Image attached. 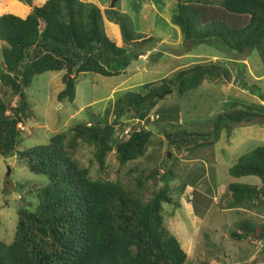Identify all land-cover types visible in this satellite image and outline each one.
<instances>
[{
	"label": "trees",
	"instance_id": "trees-1",
	"mask_svg": "<svg viewBox=\"0 0 264 264\" xmlns=\"http://www.w3.org/2000/svg\"><path fill=\"white\" fill-rule=\"evenodd\" d=\"M21 1L32 8L28 16H0V41L4 43L0 64V156H17L32 173L46 176L48 183L30 188L29 194L38 200L35 205L25 203L18 208L13 241H0V264H186L187 254L163 215L165 203L180 208L174 195L181 196L188 187L183 180L178 187L172 186L179 157H194L212 147L222 132L229 133L234 126L264 117L245 110L231 111L217 116L212 132L201 134L177 123L180 109L174 105V111L168 116L162 114L161 119L169 122L171 129L163 133L169 148L176 150L171 158L176 163H168L166 156L160 166L140 169L139 160L154 161L148 149L157 133L144 128L129 131L121 138L117 126H125L122 119H146L164 100V92L171 90L180 101L205 81L231 79L227 67L198 64L176 72L145 94H124L105 115L54 135L48 144L18 151L25 139L19 125L36 118L24 92L37 77L61 73L63 89L57 101L73 103L79 75L124 74L132 60L142 56L137 48L146 40V36L135 32L129 15L121 11V0H116L114 9L105 11L113 36L106 30L101 9L92 2L46 0L33 6L36 0ZM172 1V24L180 29L186 42L220 41L239 56L257 53L264 67V0ZM2 90L17 97L15 107L6 104ZM110 116L114 117L111 123ZM85 146L92 149L93 161L102 173L107 170L108 154L115 150L118 164H130L128 174L136 175L133 184L126 185L120 179H93L89 168L83 167L77 157ZM229 175L260 181V186L230 183L229 209L264 206V147L240 157ZM237 228L231 233L233 239L264 242V223L243 220Z\"/></svg>",
	"mask_w": 264,
	"mask_h": 264
},
{
	"label": "rangeland",
	"instance_id": "rangeland-1",
	"mask_svg": "<svg viewBox=\"0 0 264 264\" xmlns=\"http://www.w3.org/2000/svg\"><path fill=\"white\" fill-rule=\"evenodd\" d=\"M82 1L92 2L101 9L106 30L113 36L110 22L105 16V11L111 9L112 0ZM44 2L46 0H36L32 5L40 6ZM120 6L121 11L129 15L135 32L146 36V40L140 44L142 47H136L142 56L132 60L126 72L117 77L87 73L79 75L75 81L76 97L73 103L59 104L57 101V95L63 89L61 73L37 77L24 92L36 118L23 125L25 139L18 146V151L48 144L54 135L66 132L78 123H89L96 116L105 115L124 94H145L151 87L161 86L163 80L173 78L176 72L198 64L217 63L227 67L231 79L227 82L205 81L180 101L175 94H169L171 90L164 92L161 94L164 100L146 119H122L125 126H117V134L121 138L127 136L128 131L144 128L157 133L148 149V155L155 156L154 161L139 160L140 169L160 166L166 156L168 163H176L171 159L172 154L176 155V150L169 148L163 133L171 129L169 122L161 119L162 114L168 116L174 111V105L180 109L177 123L188 131L201 134L212 132L217 116L231 111L245 110L264 117V67L257 53L239 56L216 40L211 43L186 42L180 29L172 24V0H121ZM31 11L32 8L24 1L0 0V16L12 13L25 18ZM3 45L0 41V64L3 62ZM1 94L9 107L18 104L17 97L8 90H2ZM113 121L114 117L110 116L109 122ZM230 132H222L212 147L199 151L194 157H179L181 160L175 169L177 178L172 186L178 187L183 180L188 187L181 196L178 193L174 195L180 208L174 203H165L163 215L168 229L187 254L186 264H264V242L237 241L231 237L243 220L263 224L264 206L251 210L228 208L230 183L260 186L258 178L234 179L229 175V170L240 157L264 147V119L234 126ZM77 157L83 167L89 168L93 179H120L126 185L134 182L136 175L128 174L130 164L121 167L115 150L108 154L107 170L103 173L93 161L91 148L82 147ZM47 183L46 176L32 173L17 156H0V241H13L18 208L25 203L35 205L38 200L33 193L29 194L30 188Z\"/></svg>",
	"mask_w": 264,
	"mask_h": 264
},
{
	"label": "water",
	"instance_id": "water-1",
	"mask_svg": "<svg viewBox=\"0 0 264 264\" xmlns=\"http://www.w3.org/2000/svg\"><path fill=\"white\" fill-rule=\"evenodd\" d=\"M115 4H116V0H112V3H111V9H113L114 7H115ZM171 92H169V94H170ZM9 173H10V171H9ZM8 173V174H9Z\"/></svg>",
	"mask_w": 264,
	"mask_h": 264
},
{
	"label": "clouds",
	"instance_id": "clouds-1",
	"mask_svg": "<svg viewBox=\"0 0 264 264\" xmlns=\"http://www.w3.org/2000/svg\"><path fill=\"white\" fill-rule=\"evenodd\" d=\"M22 127H23V125H19L20 130L23 131V128H22ZM128 132H129V131H128ZM128 132H127V133H128Z\"/></svg>",
	"mask_w": 264,
	"mask_h": 264
}]
</instances>
